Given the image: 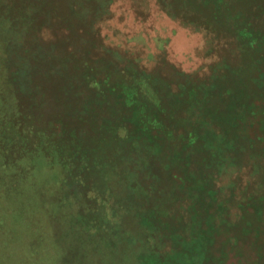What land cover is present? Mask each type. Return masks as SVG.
<instances>
[{"label":"rangeland","instance_id":"374dc122","mask_svg":"<svg viewBox=\"0 0 264 264\" xmlns=\"http://www.w3.org/2000/svg\"><path fill=\"white\" fill-rule=\"evenodd\" d=\"M0 20L8 42L0 44V264H127L120 243L103 244L113 235L99 210L111 214L114 200L126 199L115 190L121 169L104 179L97 170L99 148L109 150L101 133L120 123L122 130L147 128L161 143V180L139 200L162 229L147 231L139 215L105 220L131 234L126 249L135 264L155 249L156 236L166 244L172 232L192 239L191 167L182 147L197 119L208 144L233 140L242 128L257 171L247 173L244 163L233 172V163H222L224 151L217 154L216 179L204 187L211 195L218 190L216 198L202 194L194 202L208 218L203 228L218 229L212 241L227 248L230 264L264 262V229H245L264 220V207L248 199L254 184H264V0H0ZM62 41L71 52L62 57L72 62L26 60ZM10 51L20 61H11ZM145 137L136 141L145 145ZM233 182L242 189L233 192ZM105 183L114 186L112 209L109 197L93 202L94 186ZM238 201L248 216L233 209Z\"/></svg>","mask_w":264,"mask_h":264},{"label":"trees","instance_id":"16d2710c","mask_svg":"<svg viewBox=\"0 0 264 264\" xmlns=\"http://www.w3.org/2000/svg\"><path fill=\"white\" fill-rule=\"evenodd\" d=\"M174 14L176 15V17L178 16L177 13ZM238 14L239 13H237V15ZM28 21L25 22V26ZM29 22L31 25L33 24V20ZM2 23L3 21L0 20V28L3 29ZM221 25L225 27L227 26L226 22H221ZM30 29L36 30L35 25H32ZM28 33L29 31L26 28L27 37ZM25 41L26 38L24 35L17 38V43L19 45H23L22 43H25ZM1 42L4 44H8V42L2 38H0V44ZM64 43L65 42L62 41L56 51H52L51 53H43L42 51H37V53L34 54V58H27L26 60L36 61L41 65L44 63L51 64L52 61H59L62 63V65H65V63L68 62H72L71 58L65 60V57H62V54L71 55V52H68V50L65 49ZM34 45L37 46L36 50L41 48L39 44L37 45L36 43H34ZM61 49H63L64 52L59 51ZM10 53L12 54V51L8 53V57L11 61H20L15 58L16 56L14 57ZM238 53L242 55L244 52L242 49L238 48ZM241 61L242 58H240V62ZM46 81H52L50 75L46 78ZM10 85L14 87L15 92H17L18 95L21 94L19 88H17L14 79L10 81ZM245 106L247 107L248 105L244 104V107ZM135 116L136 113L133 117ZM177 117L182 118L183 116L179 115ZM185 117L186 114L184 116V119ZM211 119L214 120V117ZM195 121L196 125L198 126V130L194 129L190 131H185L184 133L188 143L186 144V147H182L184 154L182 159L184 160V162L187 161L188 166L191 167L188 170L189 178H186V184L188 186V193L190 195L188 196V200H191V202H193L191 206L193 209V213L191 214V216L194 222L192 224L196 225V234L192 239L188 240L183 237V234L181 235L172 232L171 234H169V236H171L173 239L170 240L171 242L169 244L167 243L168 245L163 240L159 241L156 236V239H153V246H155V249L150 248L149 250L141 253L139 262L138 260L136 261L137 264H230L229 253L227 252V248L218 250L215 247L214 241H212L213 234L218 229L212 227L203 228L205 224L204 219L206 217L200 215L202 214L201 209L198 205L194 204V202H197V200L202 197V194L206 195L207 198H209L210 200L216 198L214 194L218 193V190L216 191L211 188V190L213 191L211 195V191L209 190V188L205 189L204 187L210 185V183L216 179V173L212 171L214 164H216L214 163L216 162L214 160L221 150L224 151L222 163L227 164L228 166L233 163V172H235V168H241L244 163H246V170H248L247 173L249 172V174H253L256 176L257 171L253 164L251 166V163L253 162V160L251 159L252 146L251 143L248 142V138L244 137L242 128H238L234 131L235 137L233 138V140L223 139L222 142H220V140L215 138L214 144H208V139L210 138L201 129L202 120L197 119ZM122 128L123 126L120 123V126L118 127V129L120 130L116 129L117 131L115 132L112 130L111 132L101 133V135L103 134L101 138L103 145L105 144L109 146V150H106L105 147H100V150L98 149V152L101 155V162L97 170L99 176L104 179L105 175L111 172L113 173V175H116L118 170L121 169V175L118 176V186L115 188V190L116 192L118 191L124 195L126 193V199L124 198V200H114V202H116L114 206L118 207V210L116 209V207V210H112V212L111 210H109L111 214H109L108 212L105 213L103 208H100L99 210L100 217L103 223L106 222L105 224L107 232H112L111 235H113L111 242H106L104 240L103 244L113 243L114 247L116 248L117 245H119L120 243L122 248H119L118 250L123 255L124 262L127 264H135L133 258L128 255V253H130V250L126 249L132 243L131 241H129V238H131V234L125 233V230L121 227L120 223L116 222V224H114L109 219L105 220L104 216L110 218L113 217L115 219H120L121 221H124L125 217H134L139 215V217L141 216L142 218L141 220L143 227L147 228V231L151 230L152 228L154 229V227L157 228L158 232L162 229L158 228V222L154 221L151 217L145 214V209L148 207V203H141L139 200L140 198L145 197V195L147 194V187L153 185L152 181H157V183H159L161 180V170L157 162L158 156L161 153V143L157 141V139L151 134V132L147 128L136 131L134 130L135 132L130 129L122 130ZM121 130L126 134H120L119 131ZM143 136H148L145 137V140L147 142L145 145L136 141L137 138H142ZM216 142L217 144H215ZM108 152H110L111 154H108ZM134 154L136 155V157L134 156ZM198 154L201 155L199 156ZM246 155L249 157L250 160H247ZM109 156L113 158L108 161ZM242 156L243 159H241V161H243V164L241 165V163H239L238 161L239 158ZM258 157L264 159L263 155L259 154ZM210 159H212L213 162L211 161L209 163ZM195 164L197 165V168L192 169V165L195 166ZM146 174H148V176H152V178H150V182L147 185H145L144 183L145 181L149 180V178L146 177ZM250 184L251 182L248 180L247 185ZM254 187L255 189L253 190V192L256 193L254 194L252 192V194H249L250 196L248 199L255 203H257L258 201L260 205L264 207V184L262 182H258V184H254ZM94 188L97 194L94 199L95 201H93L94 204L95 202L97 203L100 198L102 201V198L106 196V198L109 197L106 200V203L109 207H111L112 204L110 202L111 198H114V196L112 195V188L114 189V186H111V183L109 186L105 183L103 185V188L99 187V185L97 187L94 186ZM238 189L242 188H239V184H235L233 182V192H236ZM151 193L152 195H154L155 190H153ZM122 200L123 202L125 201V203H123ZM237 203L238 205L233 207V209H243V211L246 212L245 216H248V207H242L245 204L240 203V201H238ZM95 210H98L97 207ZM248 226V228H245L248 232L250 231L248 229L256 228L257 230V227L263 230L264 220L262 219L261 223L255 225V227L251 224H249ZM262 233L264 232L262 231ZM169 236L167 237L169 238ZM95 237V234L91 235L92 239H95ZM262 264H264V262H262Z\"/></svg>","mask_w":264,"mask_h":264}]
</instances>
